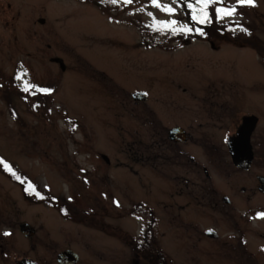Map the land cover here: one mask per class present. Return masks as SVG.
<instances>
[{"label":"rangeland","instance_id":"obj_1","mask_svg":"<svg viewBox=\"0 0 264 264\" xmlns=\"http://www.w3.org/2000/svg\"><path fill=\"white\" fill-rule=\"evenodd\" d=\"M217 1L234 5L222 15L228 21L224 31L211 29L212 37L184 38L176 47L164 48L155 42L160 38L154 25L175 21L178 27L191 26L177 0H0V79L14 78L17 90L9 95L18 114L14 117L0 87V157L9 172L15 167L29 177L25 192L22 179L13 180L0 169V247L4 248L0 264H16L23 256L36 264H54L65 247L88 257L94 248L106 250L115 241L116 225L121 227L117 234L121 242L123 232L138 233L146 221L147 200L157 196L140 164L146 162L151 133L149 108L155 111L154 133L160 129L162 100L174 99L171 103L179 105L186 124L197 129L199 121L205 123L220 143L230 117L222 111L210 117L206 103L228 98L225 89L230 86L232 109L241 110L250 104L251 94L243 92L255 78L262 82L264 101V76L259 72L264 74V47L260 49L258 41L264 37V0ZM56 55L62 57L64 68L51 59ZM38 85H48L49 91L45 105L36 111L30 107L35 98L30 93ZM135 90L146 91L147 99L134 101ZM261 117L262 133L254 136L257 158L250 168L237 170L227 155H218L216 166L220 162L221 166L216 168L215 183L218 189H227L229 202L220 200L218 208L213 207L197 189L191 198V189L198 186L189 183L176 198L199 204L193 207L189 200L180 209V218L156 219L152 209L150 216L158 225L168 224L169 232H185L170 234L168 264L226 260L224 247L197 242L194 228L206 226L219 228L236 244V250H228L233 261L227 264L264 260V193L256 189L254 175H264V112ZM129 146L137 148L139 163H130ZM97 152L106 153L118 166L94 173L99 185L72 181L77 167L88 168L89 176L103 168L105 159ZM102 171L108 177L105 183L99 180ZM184 174L200 177L186 168ZM243 184L246 190L241 189ZM110 193L117 205L107 196ZM23 221L34 226L32 236L20 231ZM238 227L246 232L243 243L234 232Z\"/></svg>","mask_w":264,"mask_h":264},{"label":"flooded vegetation","instance_id":"obj_2","mask_svg":"<svg viewBox=\"0 0 264 264\" xmlns=\"http://www.w3.org/2000/svg\"><path fill=\"white\" fill-rule=\"evenodd\" d=\"M233 30V25L230 30ZM249 35L243 37L249 38ZM263 39H259V47L262 49L264 47V37ZM252 40V39H248ZM246 41V40H245ZM262 44H261V43ZM253 47V46H252ZM257 72L259 70H256ZM261 76H264L263 72L259 71ZM261 77L260 79H262ZM262 82L255 78L250 84L248 82V88L246 87L243 94H251V101L249 105L243 104L246 107H242L241 110L232 109V105L230 103L232 97V88L230 86L226 87L227 95H229L226 99H211L208 103L205 104L206 112L210 113V117H217L219 114L216 112H224L227 114V122L225 125V133L221 135L220 143H218L217 139L214 138V135L211 134L213 130L207 128L206 124L199 121L197 123V129L194 126H191L190 123L186 124L183 121V116H180L178 113V104L171 103L174 99L162 100L160 107L163 110L161 111V118H159L160 129H158L155 133L153 130V122H152V114H154V109L149 108L148 110V124L151 130L149 141L146 142V151H145V159L146 162H140V155H137V148L133 146H129L127 148L130 163L133 161H137L146 167L147 171V180L151 187L156 191V198L147 200V217L144 224L139 226V231L137 234L128 235L127 232H123L124 241L121 242L120 238L117 237V234H120V228L117 225L112 227L115 241L108 243L106 250L104 246L94 248L90 256L82 257L78 250H75L78 254V258L74 264H168L167 258V242L170 238V234L173 236L185 234L182 231H168V224L166 225H158L154 219L151 218L150 214H152L153 210L155 212V217L157 218H169L175 217L180 218L179 211L181 208H186L187 203H181L176 197L183 195L184 186H188L191 183L194 186H198L194 189H191L193 194L191 198L196 196L197 191L203 192V196L206 197V200L211 203L213 207L218 208V202L220 200L224 201V197H228L225 193L227 189H218L216 187V168L217 166H221V162L216 166L218 155L224 154L229 157V161L233 164V166L240 171L246 170L250 168L253 164L254 160L257 158V149L258 142H255L254 136L257 132L262 133V127L259 126V123L262 119L264 112V101H263V88H259ZM11 91V87L9 88ZM256 89L258 92V96H255L254 91ZM251 91V93H248ZM257 106V107H256ZM159 111V110H158ZM182 117V118H181ZM205 124V125H204ZM204 125V126H203ZM178 127L180 128V133L176 135L185 138H172L170 134V129ZM201 127H204L201 129ZM202 130V131H201ZM249 135L250 143L252 146L253 156L251 164L248 168H240L236 166L233 162V156L231 151L233 149L231 142H236V140L241 139ZM180 137V136H179ZM193 144V148L191 146ZM232 147H231V146ZM189 148V150H188ZM235 153L238 154V147H235ZM101 157L105 159V164L103 168H98L97 172H92L89 176L88 168L80 166L75 168L73 171L72 177L70 179L75 183L82 184L86 186L87 184H97L98 181L94 179V173H98L102 169L114 168L117 164L112 163L109 160V157L102 152H97ZM159 159V160H158ZM9 164V163H8ZM95 165L96 168L98 164L91 163ZM67 165V163H66ZM118 166V165H117ZM125 167V164L123 165ZM95 168V169H96ZM128 170H131L132 167L129 164L125 167ZM190 170L191 174H197L200 177H189L184 174V169ZM8 169V167H6ZM78 170L80 171L78 173ZM8 176H11V179L17 180L20 179L19 174L22 176L26 175L25 173H21L17 168H12L11 172H3ZM124 173V172H122ZM102 177L99 179L102 183L107 182L106 178L107 174L102 171ZM257 181L255 182V187L261 193H264V190L260 189L258 182V175H263L261 173H255ZM264 176V175H263ZM28 177V176H27ZM29 178V177H28ZM116 181V180H115ZM117 184H120V179L116 181ZM201 186V187H200ZM195 189H197L196 192ZM242 190H246L247 187L243 184L241 185ZM128 191V188H127ZM126 191V196L128 197V192ZM91 192H87L89 195ZM198 195V194H197ZM111 197L113 200V204L117 205L116 197L113 196L112 193L107 195ZM169 196H171V200H169ZM221 198V199H220ZM191 200V205L193 207L197 206L199 202ZM225 202V201H224ZM149 204V205H148ZM153 209V210H152ZM140 213H143L141 210ZM245 215V214H244ZM194 228V227H193ZM215 229L216 233L213 231L208 232L209 229ZM118 229V231H116ZM239 233V240L243 243V237L246 233L242 227L235 228V231ZM194 234H196L197 242L205 243H214L216 247H224L226 249L225 254L227 255L226 260H218L217 264H227L228 262H232L233 259L229 257V249H237L236 244L230 239L226 237L220 231L219 228H215L212 226H206L202 228H194ZM261 236L264 237V234L261 233ZM238 239V237H237ZM234 241H237L236 239ZM194 242L195 244H198ZM199 245V244H198ZM110 246V247H109ZM215 248H212L214 250ZM4 251L3 247H0V251ZM63 250V249H62ZM2 253V252H1ZM244 253L251 254L250 250L244 248ZM5 256V254H4ZM155 256V257H153ZM29 257V256H23ZM22 258V257H21ZM19 259V258H18ZM18 259L15 260V263L18 264ZM239 260V259H238ZM262 261H253L251 264H263ZM240 264H242L241 260H239ZM54 264H59L56 258V262ZM70 264V263H66Z\"/></svg>","mask_w":264,"mask_h":264},{"label":"trees","instance_id":"obj_3","mask_svg":"<svg viewBox=\"0 0 264 264\" xmlns=\"http://www.w3.org/2000/svg\"><path fill=\"white\" fill-rule=\"evenodd\" d=\"M180 5V9L184 13V15L189 19L191 26L184 25L182 27H178L175 24H172V21L167 24L159 21V24L153 26L154 32L159 35L160 39L155 40L157 44L161 47H170L174 48L180 43L181 39H192L195 37H204L211 36V29H216L217 31H224L226 28V20L222 19V15L226 13H230L233 10L234 5L232 3H226L224 1H217L213 3H209L204 5L199 2V0H177ZM219 9L220 11H217ZM201 19H205V23H201ZM225 24V25H224ZM143 29H146L143 27ZM212 37V36H211ZM0 87L1 89H5L4 98L8 102V106L15 117H17V112H15V108L10 100V87L13 91H16L13 87V82L10 78H2L0 79ZM3 80V81H2ZM40 89H49L48 85H38L36 86V90L30 93V97L35 95V98H32L30 102V107L34 110H39L40 105H45L47 100V92L41 91ZM37 91V93H36ZM3 159V158H2ZM0 157V169L4 172H7L5 167H3V163ZM19 177L26 182L24 186L25 192L28 191V178L26 175L22 176L19 174Z\"/></svg>","mask_w":264,"mask_h":264},{"label":"water","instance_id":"obj_4","mask_svg":"<svg viewBox=\"0 0 264 264\" xmlns=\"http://www.w3.org/2000/svg\"><path fill=\"white\" fill-rule=\"evenodd\" d=\"M40 21H43V18H39ZM53 60L58 61L60 67L64 68L65 64L63 62L62 57L60 56H55L53 57ZM133 97L135 100H145L147 98V94L145 91H135L133 92ZM180 133V128L174 127L170 129V134L172 138H185L181 137V135L177 136L176 134ZM234 151H231V154L233 156V162L236 166L241 167V168H248L250 166V163L252 161V156H253V151H252V146L250 143L249 135H246L245 137L236 140V142H231ZM231 146V145H230ZM231 146V147H232ZM235 147H238L239 151L238 154L236 155L235 153ZM258 180H259V186L261 190H264V176L263 175H258ZM226 201H228L227 198H224ZM20 230L24 235L26 236H31L34 233V227L26 222L23 221L20 224ZM57 261L60 264H74L78 258V254L71 248H66L61 251H59L56 255ZM18 264H36V262L31 259V258H21L18 260Z\"/></svg>","mask_w":264,"mask_h":264},{"label":"snow or ice","instance_id":"obj_5","mask_svg":"<svg viewBox=\"0 0 264 264\" xmlns=\"http://www.w3.org/2000/svg\"><path fill=\"white\" fill-rule=\"evenodd\" d=\"M113 3L116 2V0H112ZM125 2H131V0H125ZM200 3L204 4V5H207L209 3H213L215 2V0H199ZM238 3L240 4H243V3H249V4H252L253 3V0H237ZM153 3H156V0H153ZM168 11H173V9L169 8L167 9ZM217 11H220L219 9H217ZM206 20L205 19H201V23H205ZM164 24H167L168 22L167 21H164L162 22ZM176 22L175 21H172V24H175ZM246 31V30H245ZM35 87V86H33ZM41 91H49L47 89H40ZM25 91H28V87L26 86L25 87ZM262 216H264V213H261ZM5 235H10V233H5Z\"/></svg>","mask_w":264,"mask_h":264}]
</instances>
